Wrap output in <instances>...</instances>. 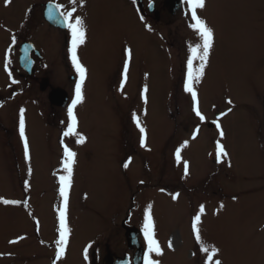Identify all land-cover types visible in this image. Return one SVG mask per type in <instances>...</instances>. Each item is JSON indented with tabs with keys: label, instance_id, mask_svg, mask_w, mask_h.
I'll return each mask as SVG.
<instances>
[{
	"label": "rangeland",
	"instance_id": "rangeland-1",
	"mask_svg": "<svg viewBox=\"0 0 264 264\" xmlns=\"http://www.w3.org/2000/svg\"><path fill=\"white\" fill-rule=\"evenodd\" d=\"M40 1L6 6L0 0V199L21 202H0V264H53L64 208L59 178L67 175L61 141L77 155L67 190V243L56 264H105L109 252L121 255L122 221L129 217V224L143 229L149 205L163 252L151 258L160 264H205L192 230L201 205L200 234L205 246L219 249L214 259L264 264V0H206L197 10L214 31L205 75L193 85L204 121L184 91L189 47L201 42L189 27L194 22L184 0L175 14L163 0H141L143 16L131 0H53L75 7L74 17L84 24L85 42L76 50L86 69L84 99L73 110L83 144L77 135L63 136L72 99L59 106L47 97L51 88L75 96L74 84L66 81L71 34L39 26ZM47 33L57 50L51 47L49 59L36 60L32 77L18 65V46L30 41L46 54ZM125 48L132 60L129 86L121 89ZM21 109L28 160L19 134ZM133 113L146 130L145 147ZM209 121L221 125L223 138ZM217 141L228 153L221 163L215 162ZM183 161L189 162L187 176ZM143 240L147 250L144 234Z\"/></svg>",
	"mask_w": 264,
	"mask_h": 264
},
{
	"label": "snow or ice",
	"instance_id": "snow-or-ice-1",
	"mask_svg": "<svg viewBox=\"0 0 264 264\" xmlns=\"http://www.w3.org/2000/svg\"><path fill=\"white\" fill-rule=\"evenodd\" d=\"M72 4L76 3V0H70ZM188 11L191 14V20L194 23H190L189 27L192 28L198 35L200 39V43L196 44L195 46L189 47L190 55L187 60V78L184 82V91L191 94L192 101H193V111L195 115L199 118L200 121L205 120V116L201 113L199 108V101L197 92L195 91L193 85L195 83H198L203 76L205 75V68L208 65L209 61V54L210 51L213 48L214 43V31L211 27H209L204 19H202L198 14V9H203L206 6V0H184ZM5 5H10L11 0H4ZM152 4H149V7H151ZM53 7L55 8L56 12L59 13L60 17L63 20V26L68 29V31L71 34V46L68 49L72 64L76 70V72L79 74V80L76 83L75 86V96L72 99L71 104L68 106L67 113L69 118L68 128L63 133L64 137H69L72 135H77L79 138L76 141L78 144H83L85 142V137L79 133L75 132L76 129V116L74 114V109L78 104H81L84 99L83 95V84L86 76V69L84 66L80 63L78 57H77V48L85 42V30H84V24L83 20L80 16H75L74 13L76 12V8L72 7L70 10L61 11L63 8V5L61 4H55L49 5L48 7V16L49 18L54 17ZM125 60H124V66H123V80L121 81V89H123L124 83L127 80V75L130 67V62L132 60V50L130 48H125ZM199 61L198 66H194V61ZM15 83V81H13ZM147 92V87L144 88L143 92L141 93L142 97L145 99V102H147L146 97L144 96V93ZM229 104L232 103L231 100L227 101ZM228 111H231V108L228 109ZM227 113H221V115H226ZM133 121L136 123V126L139 128V131L141 133L140 136V145L141 147H145V128L141 126L140 120L137 116V114L133 113L132 116ZM213 123L216 125V128L219 130V134L221 138L224 137V132L221 128V125L217 121H213ZM197 132L193 133V139L196 138ZM19 134L20 138L23 141V147H24V157L25 160L29 159V144L27 137L25 135V118H24V110L21 109L20 111V120H19ZM62 146L64 148V158L62 159V166L63 171L67 173V175L60 176V184L61 187L59 189L61 197L64 198V208L60 210L59 212V239L55 241V244L57 246V250L55 253V259L53 261V264H56V261L60 260V258L65 253V245L67 243V233L68 228L66 225V209H67V190L71 182L72 177V170L73 166L76 162V152L72 151L70 148L67 147V145L63 144V141H61ZM187 142H185V145ZM228 156L227 151L225 150V147L222 143L217 141L216 143V162L221 163L224 158ZM176 159L177 162H180L181 156H180V150L177 149L176 152ZM184 165V174L187 176L189 174V162L183 161ZM125 168L128 167V163H125L123 165ZM29 172H31V169H29ZM25 189L29 187L28 181H25ZM178 195V194H177ZM177 195H173L172 199H177ZM0 202H2L5 205H16L20 204V201L16 200H8V199H0ZM26 203V202H25ZM151 205L147 207L145 210L144 215V224H143V234L144 239L147 242V251L144 253V264H160V262L156 259L151 258L152 254L154 253L156 256L163 255L162 249L158 243V241L155 239V231H154V221L151 214ZM223 207V205H221ZM204 213V206L201 205L199 208V212L197 215L194 216L192 220V230L195 235V239L198 244L201 245L200 251L206 254V261L205 264H223V261L221 259H214V257L217 256L219 249L216 247H209L204 245V242L202 240L201 234H200V221H201V215ZM12 243H15L16 241H11ZM169 248H172L173 245L171 241L168 244Z\"/></svg>",
	"mask_w": 264,
	"mask_h": 264
},
{
	"label": "flooded vegetation",
	"instance_id": "flooded-vegetation-1",
	"mask_svg": "<svg viewBox=\"0 0 264 264\" xmlns=\"http://www.w3.org/2000/svg\"><path fill=\"white\" fill-rule=\"evenodd\" d=\"M143 1V0H142ZM141 1V2H142ZM131 2L133 3V6H135V8L137 9V11H138V13H139V15H142L143 16V14H142V7L143 6H141V7H139L136 3H134V1L133 0H131ZM35 3H33V5H34ZM47 4H48V7H49V5L51 4V5H55V3H54V1L53 0H44V1H40L39 3H38V5L40 6H42L41 7V13H40V15H41V18H42V21H41V23H39V26L42 28V26L41 25H43V24H46V25H48L49 27H50V29L51 28H53V29H55V30H58L59 32H65L66 34H67V37H68V33H69V31H68V29L67 28H65L64 26H60L59 24L58 25H54V24H52V23H50L47 19H46V17H45V13L47 12L48 13V7H47ZM57 4V3H56ZM29 7L30 8H32V6L30 5V6H28V10H29ZM65 8V12L67 11V10H70L72 7H64L63 6V8L61 9V11H64L63 9ZM181 8H182V6H181ZM53 12H54V14L56 13L58 16H59V19H60V21L62 22V25H63V20H62V18L60 17V15H59V13L58 12H56V10H55V8L53 7ZM38 13V12H37ZM141 13V14H140ZM142 16H141V18H142ZM51 32H52V29H51ZM47 36L48 35H50L49 33H47L46 34ZM65 35V34H64ZM48 37H50V39H51V41H49V46H48V44H47V42L44 40V42H43V44H47V50H46V54L44 53V51H42V50H40V49H38L37 47H35V45L32 43V42H30V41H27V42H29V43H31L32 44V46H33V48L34 49H32L31 50V52H30V58L33 60V65H32V69H31V73L29 74L30 76H32L33 77V73H34V67H35V64H36V60L38 59V61H46L47 59H49L50 58V56L52 55V53L53 52H51V50H50V48L52 47V48H54L55 50H57V48H56V46H55V44H53V37L51 38V36H48ZM44 38H46V36H45V34H44ZM65 39H66V37H65ZM63 40V39H62ZM70 41V42H69ZM51 42V43H50ZM20 45V44H19ZM70 46H71V40L70 39H68L67 38V40L65 41V49H66V51H65V53L67 52V49H69L70 48ZM19 47V46H18ZM60 47H61V49H60V51H59V58H60V56H61V54L63 53L62 52V49H64V47H63V43H61L60 44ZM37 52V53H36ZM54 53H55V51H54ZM61 53V54H60ZM68 53V52H67ZM77 57H78V55H77ZM80 61V60H79ZM68 62V61H67ZM69 65H70V69H71V71H72V60L71 61H69ZM70 71V73H69V76H67L66 77V81H68L69 83H71V84H74V90H75V86H76V83H77V81L79 80V77H77L76 76V74H75V68L73 69V71L71 72ZM48 84L46 83V82H43V83H40V85H39V88H40V90L41 91H45L46 89H47V86ZM52 89H55V88H51L50 90H49V92L52 90ZM62 90V89H61ZM64 91H65V93H66V104L65 105H67L68 104V101H70V99H73V97H72V94L71 93H69V91L67 92L65 89H64ZM49 92H48V96H49ZM74 93H75V91H74ZM47 96V97H48ZM256 113H254V119L258 122V123H260L259 121H258V118H259V115H255ZM60 122H63V120H60ZM263 123V122H262ZM264 124V123H263ZM256 125V124H255ZM254 125V135L256 134V131H255V129H256V126ZM213 128V127H212ZM255 138V137H254ZM256 143L258 144V142H257V140H256ZM215 162H216V159H215ZM125 218H128L129 219V217H125ZM128 222H129V220H128ZM131 225V224H130ZM122 226V225H121ZM132 226H134V227H136L135 225H132ZM137 229H138V246L139 247H141V249H142V259H143V264H144V253L147 251L146 249H145V247H146V245L144 246V245H142L141 244V239L143 238V231H142V229L141 228H139V227H136ZM124 235H125V231H124ZM125 244H126V251H124V252H122V254L121 255H115L114 253H110L109 252V255H107L106 257H105V259H107V257H111L112 259H113V261H115V260H118V259H120V258H127L128 259V261H129V264H133V262H132V259H133V256H134V254H135V252H136V247H134V248H129V246H128V242H127V240H126V238H125Z\"/></svg>",
	"mask_w": 264,
	"mask_h": 264
},
{
	"label": "water",
	"instance_id": "water-1",
	"mask_svg": "<svg viewBox=\"0 0 264 264\" xmlns=\"http://www.w3.org/2000/svg\"><path fill=\"white\" fill-rule=\"evenodd\" d=\"M135 1L138 3L139 6H141V0H135ZM163 3L165 7L168 8L171 14H175L176 11L181 6V0H163ZM149 11L153 12L152 6L149 7ZM154 13L156 16H158L159 14L158 11H155ZM46 18L50 23L54 25L59 24L60 26H63L62 22L59 19V16L56 13L54 14L53 18H49L47 13ZM32 49H34L32 44L28 42L21 43L19 47V58H18L19 64L20 67L24 71H26L27 74L31 73V69L33 65V60L30 58V52ZM48 98L49 101L55 105L64 106L66 103V93L61 89H52L49 93ZM128 220H129L128 218H125L122 221V227L125 229V238L128 242L129 248L136 247V252L133 256V264H142V249L141 247L138 246V230L134 226L129 225L127 223ZM105 264H129V261L127 258H122L113 261V259L110 257L106 259Z\"/></svg>",
	"mask_w": 264,
	"mask_h": 264
},
{
	"label": "bare ground",
	"instance_id": "bare-ground-1",
	"mask_svg": "<svg viewBox=\"0 0 264 264\" xmlns=\"http://www.w3.org/2000/svg\"><path fill=\"white\" fill-rule=\"evenodd\" d=\"M128 81H129V75H128V79L125 81V85L126 86H129L128 84ZM219 117V114H216V116H215V118H218ZM214 120V119H213ZM211 123H213V121H209L207 124H208V126L211 124ZM210 132L208 131L206 134H209ZM198 136V135H197ZM149 152V151H148ZM143 243L145 244V242H144V240H143Z\"/></svg>",
	"mask_w": 264,
	"mask_h": 264
}]
</instances>
